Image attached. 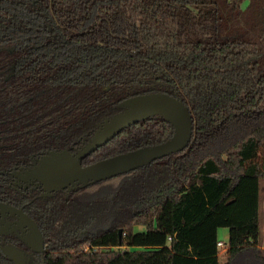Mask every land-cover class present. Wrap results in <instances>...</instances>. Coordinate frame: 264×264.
Listing matches in <instances>:
<instances>
[{
  "label": "trees",
  "instance_id": "obj_1",
  "mask_svg": "<svg viewBox=\"0 0 264 264\" xmlns=\"http://www.w3.org/2000/svg\"><path fill=\"white\" fill-rule=\"evenodd\" d=\"M154 91L190 110L183 150L46 197L6 183L3 171L81 149L124 99ZM172 133L149 116L81 164ZM263 178L264 0H0V197L38 224L42 264H264ZM0 264L15 263L0 249Z\"/></svg>",
  "mask_w": 264,
  "mask_h": 264
},
{
  "label": "water",
  "instance_id": "obj_2",
  "mask_svg": "<svg viewBox=\"0 0 264 264\" xmlns=\"http://www.w3.org/2000/svg\"><path fill=\"white\" fill-rule=\"evenodd\" d=\"M121 107L122 110L100 126L77 153L64 149L49 150L32 166L11 172L10 174L16 178L15 184L40 187L42 190L40 196H46L59 189L70 190L77 186H88L129 172L156 159L177 153L189 144L192 137V116L188 106L180 98L161 91L147 92L124 99ZM156 114L163 116L173 126V133L168 139L81 165L82 158L118 132ZM0 213L16 215L19 224L28 228L27 234L21 238L30 247L35 241L43 245V237L38 226L23 212L22 207L0 203ZM3 251L16 264H22L21 256L14 248L7 247Z\"/></svg>",
  "mask_w": 264,
  "mask_h": 264
},
{
  "label": "flooded vegetation",
  "instance_id": "obj_3",
  "mask_svg": "<svg viewBox=\"0 0 264 264\" xmlns=\"http://www.w3.org/2000/svg\"><path fill=\"white\" fill-rule=\"evenodd\" d=\"M86 144H87V142H86ZM63 149L68 150L71 153H77L78 151L81 150V149L75 150V149H70V148H62V149L57 148V149H48V150L41 151L40 153H36V154L31 156L30 161H26V162H23L21 164H16L14 167L10 168L9 170L3 171V173L6 176V178H5L6 183L11 188L18 190L19 192H26V191L30 190L31 188H34L39 192L37 195L38 197L51 196L53 193H55L59 190L69 191L68 189H59L57 191H54L50 195L40 196V194L42 192L40 187H35V186H30V185L24 187L21 185L20 186L16 185L15 184L16 178L10 174L11 172L20 171L22 168H27L28 166H32L34 163H37V160L40 158V156L42 154H45L49 150H63ZM0 203L11 204V203L7 202L6 200L2 199L1 197H0ZM12 206H14V205H12ZM15 207H17V208L22 207L23 212L26 213L23 205L15 206ZM28 216L30 218H32L30 215H28ZM32 220L35 222V220L33 218H32ZM36 225L38 226L37 223H36ZM38 228H39V226H38ZM39 230H40V228H39ZM28 231L29 230L26 226H22L19 224V219L16 215H12L10 213H3V214L0 213V238H1L0 249L3 252V254L5 256H7L3 250H5L7 247H12L15 249V252L21 256L22 264H42L44 253L48 250V248L45 244V239L43 237V234L40 230L42 237H43V245L41 246L37 241H35L30 247L21 238L22 236L26 235ZM9 259H11V258H9Z\"/></svg>",
  "mask_w": 264,
  "mask_h": 264
},
{
  "label": "rangeland",
  "instance_id": "obj_4",
  "mask_svg": "<svg viewBox=\"0 0 264 264\" xmlns=\"http://www.w3.org/2000/svg\"><path fill=\"white\" fill-rule=\"evenodd\" d=\"M260 212H261V228H260V235H259V247L261 248L262 253H264V178L261 180V189H260ZM144 227L139 225L136 226L135 231H143ZM227 230L225 228L219 229V239L226 240L224 235H226ZM224 242V241H223ZM225 245L224 247L220 248V256L219 258L223 261L225 259Z\"/></svg>",
  "mask_w": 264,
  "mask_h": 264
},
{
  "label": "built area",
  "instance_id": "obj_5",
  "mask_svg": "<svg viewBox=\"0 0 264 264\" xmlns=\"http://www.w3.org/2000/svg\"><path fill=\"white\" fill-rule=\"evenodd\" d=\"M217 245H218V247H224V245H225V243L223 242V241H221V240H219L218 242H217Z\"/></svg>",
  "mask_w": 264,
  "mask_h": 264
},
{
  "label": "crops",
  "instance_id": "obj_6",
  "mask_svg": "<svg viewBox=\"0 0 264 264\" xmlns=\"http://www.w3.org/2000/svg\"><path fill=\"white\" fill-rule=\"evenodd\" d=\"M226 230H227V232H226V235H224V234H222L223 236H224V238H226V240H222L221 239V241H224V243L227 241V239H228V229L227 228H225ZM218 234H219V232H218Z\"/></svg>",
  "mask_w": 264,
  "mask_h": 264
}]
</instances>
